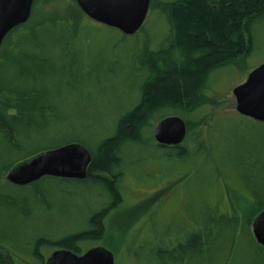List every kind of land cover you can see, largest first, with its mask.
<instances>
[{
    "label": "trees",
    "instance_id": "16d2710c",
    "mask_svg": "<svg viewBox=\"0 0 264 264\" xmlns=\"http://www.w3.org/2000/svg\"><path fill=\"white\" fill-rule=\"evenodd\" d=\"M150 12L163 19L162 38L148 33L145 24L133 36L112 28L121 35V56L129 58L127 68L116 65L118 71L100 58L98 66L86 65L81 45L93 26L83 22L101 25L87 17L18 31L29 20L8 33L11 56L0 58V264H20L21 255L44 264V249L81 256L104 247L105 219L123 200L125 174L153 160L183 168L179 177L185 184L195 173L205 174L201 207L194 227L184 224L177 238L157 235L152 243L138 244L130 254L138 264H207L209 259L222 264L235 241L256 247L253 264H264L251 222L237 223L210 199L214 186L225 184L241 189L258 214L264 211V123L239 115L240 122L229 127L221 125L222 117L205 125L208 118L200 114L212 76L253 52L264 0H151ZM122 76L132 87L101 120L78 111L85 99L100 96L95 83L117 85ZM118 86L111 87L114 93ZM175 116L187 125L185 141L178 147L159 145L155 126ZM73 143L92 156L85 180L45 177L25 187L5 180L18 164ZM209 168L217 180L207 179ZM79 200L84 203L72 213L71 202ZM52 209L56 230L37 232L34 222Z\"/></svg>",
    "mask_w": 264,
    "mask_h": 264
},
{
    "label": "rangeland",
    "instance_id": "374dc122",
    "mask_svg": "<svg viewBox=\"0 0 264 264\" xmlns=\"http://www.w3.org/2000/svg\"><path fill=\"white\" fill-rule=\"evenodd\" d=\"M150 13L149 6L145 20L146 30L148 33L162 38L166 34L163 19ZM86 17L76 0H34L30 22L19 28L18 31L31 29L41 23H55L59 20L70 19L79 22ZM83 24L93 26L90 34L86 36L85 44L81 45L83 49H86L84 56L87 66H98L96 63L100 58L106 68L112 71L118 69L116 68L117 64L119 67H128L129 58L121 56L124 46L119 43L121 35L118 31L86 21ZM255 36V47L248 59L247 54H241L229 63L233 69L219 71L212 76L206 95L202 98V104H205L206 107L200 114L208 118L205 125L214 117H222V126L229 127L230 124L240 122L233 90L244 84L253 70L264 64V21L257 26ZM11 41L12 36H7V39L2 43L0 58L6 59L11 56L9 50ZM133 43L135 44V42ZM122 79L124 82L117 83V85L95 83L94 87L100 91L101 97L95 98L94 102H91L89 98L85 99L78 111L84 117L101 120V115L109 113L113 106L120 104L124 93H128L124 89L132 87L126 76H122ZM112 86L120 87L119 91L114 93ZM55 143L57 142L55 141ZM169 165V163L153 160L146 164L147 167L129 169L131 171L125 174L124 182H122L123 200L118 207L109 212L105 219L106 237L102 242L103 246L114 254L117 264H138V261L130 254L143 240H146L143 243H152L157 235L162 236V239L169 238L170 240L179 236L178 234L184 229V224L187 223L186 226L194 227V216L201 207L199 201L201 178L205 177V174L195 173L189 183L185 184L186 178L180 179L179 177L181 175L179 170L182 171L183 168L176 164L174 169ZM170 169H174L173 172ZM209 172L211 177H207V179L217 180V177L212 175L210 168ZM215 187L217 190L215 189L212 194L214 197L210 198L212 203L220 202L224 210L231 214L237 223L242 218L248 219L251 222L250 230L252 231V225L259 214L254 210L244 192L239 188L225 184H217ZM83 203L80 200L71 202L70 211L78 213L77 209ZM56 215L55 209L42 218L39 215L37 223L34 222L35 230L37 229V232H54L57 227L53 226L56 223L52 219H55ZM52 253L53 250L49 249L42 251L44 262ZM257 258L256 247L243 242L239 244V241H235L231 252L225 257L222 264H253ZM17 259L20 264H39L38 260L29 255H21ZM207 264L217 263L215 259H209Z\"/></svg>",
    "mask_w": 264,
    "mask_h": 264
},
{
    "label": "water",
    "instance_id": "95a60500",
    "mask_svg": "<svg viewBox=\"0 0 264 264\" xmlns=\"http://www.w3.org/2000/svg\"><path fill=\"white\" fill-rule=\"evenodd\" d=\"M34 0H0V49L5 37L14 28L24 25L31 17ZM92 21L133 36L145 24L151 0H76ZM239 115L264 123V64L253 70L246 82L233 90ZM187 137V125L180 117H168L154 129L156 142L164 147H178ZM92 156L89 150L73 143L39 154L15 166L6 181L25 187L45 177L85 180ZM256 243L264 248V211L252 225ZM46 264H115L114 255L97 247L78 256L68 250L51 254Z\"/></svg>",
    "mask_w": 264,
    "mask_h": 264
},
{
    "label": "flooded vegetation",
    "instance_id": "af4514ba",
    "mask_svg": "<svg viewBox=\"0 0 264 264\" xmlns=\"http://www.w3.org/2000/svg\"><path fill=\"white\" fill-rule=\"evenodd\" d=\"M45 264H46V261H45Z\"/></svg>",
    "mask_w": 264,
    "mask_h": 264
}]
</instances>
